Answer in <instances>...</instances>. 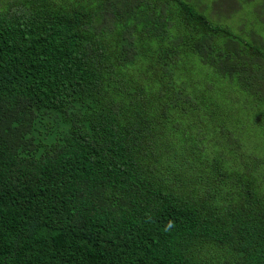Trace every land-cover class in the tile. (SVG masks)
Listing matches in <instances>:
<instances>
[{"label":"trees","instance_id":"trees-1","mask_svg":"<svg viewBox=\"0 0 264 264\" xmlns=\"http://www.w3.org/2000/svg\"><path fill=\"white\" fill-rule=\"evenodd\" d=\"M224 5L0 0V264H264V0Z\"/></svg>","mask_w":264,"mask_h":264},{"label":"rangeland","instance_id":"rangeland-1","mask_svg":"<svg viewBox=\"0 0 264 264\" xmlns=\"http://www.w3.org/2000/svg\"><path fill=\"white\" fill-rule=\"evenodd\" d=\"M200 2V0H197ZM203 2L205 1H210L213 2V0H202ZM241 0H232V4H233V8L229 9L228 5H224V11H221V14H225V16H227L228 20H232L231 15L233 16L234 13H238V15H243L244 12L249 13L250 17L256 15V12L254 11V4L256 3H260L262 0H253V1H249L250 3L247 5L246 9H242L240 7V2ZM209 2H207L206 5H204L206 7V9H208L209 7L213 8L212 4L210 6H208ZM217 7V6H216ZM227 20V21H228ZM261 153L264 155V152L261 151Z\"/></svg>","mask_w":264,"mask_h":264},{"label":"clouds","instance_id":"clouds-1","mask_svg":"<svg viewBox=\"0 0 264 264\" xmlns=\"http://www.w3.org/2000/svg\"><path fill=\"white\" fill-rule=\"evenodd\" d=\"M172 226V224H171V222H169V225H168V227H171Z\"/></svg>","mask_w":264,"mask_h":264}]
</instances>
